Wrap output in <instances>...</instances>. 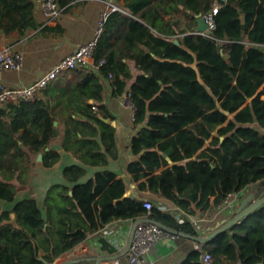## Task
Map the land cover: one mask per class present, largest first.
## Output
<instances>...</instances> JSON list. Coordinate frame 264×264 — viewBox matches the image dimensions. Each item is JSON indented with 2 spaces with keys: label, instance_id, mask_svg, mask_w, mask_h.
Segmentation results:
<instances>
[{
  "label": "trees",
  "instance_id": "trees-1",
  "mask_svg": "<svg viewBox=\"0 0 264 264\" xmlns=\"http://www.w3.org/2000/svg\"><path fill=\"white\" fill-rule=\"evenodd\" d=\"M56 1L67 11L84 0ZM216 7L215 30L193 34L198 16ZM123 9L109 16L93 66L62 74L43 98L0 105V264H54L90 232L119 221L149 219L201 236L193 217L217 214L229 194L246 197L264 181V0H125ZM35 10L34 0H0V37L39 30ZM126 61L144 73L130 90ZM106 79L115 97L129 96L136 123L147 124L131 141L139 159L127 172L142 181L141 191L173 202L182 222L171 211H149L144 201L125 197L128 184L114 172L82 182L87 169L81 165L64 170L69 185L53 187L43 208L35 198L19 199L39 155L46 168L60 162V154L48 150L59 136L56 123L66 126L65 151L83 164L107 167L110 157H119L115 129L93 110L99 104L107 116L100 106ZM96 125L105 152L91 140ZM205 253L212 264H264V206L191 250L181 264H202Z\"/></svg>",
  "mask_w": 264,
  "mask_h": 264
},
{
  "label": "crops",
  "instance_id": "crops-1",
  "mask_svg": "<svg viewBox=\"0 0 264 264\" xmlns=\"http://www.w3.org/2000/svg\"><path fill=\"white\" fill-rule=\"evenodd\" d=\"M43 0H34L36 4L35 17L41 27L37 31H33L26 36H22L19 32H13L9 36L0 37V51L4 48H11L19 53L23 58V65L20 70L4 71L0 73V83L8 87L26 86L34 82L41 75L50 71L57 63L61 62L65 57L72 54L77 45L91 41L95 36V31L103 11L106 10V5L101 0H84L71 6L67 11H64L57 21V29L52 30L53 25L49 23L50 19L42 6ZM122 12L125 0H117ZM175 16H167L166 21L173 23ZM198 25V24H197ZM179 27L184 32L185 21L180 19ZM45 29H47L45 31ZM188 32L187 34H190ZM193 34H200L196 31ZM209 34V33H206ZM205 34V35H206ZM185 35L183 33L181 36ZM178 40H175V43ZM179 43V41H178ZM180 44V43H179ZM143 47V46H141ZM130 68V73L133 78L129 81L127 90H130L138 76L144 73L136 67L133 61H126ZM94 60L90 66H93ZM63 76H59L61 80ZM57 80V81H58ZM104 87V101L100 106L106 108L107 116L104 117V111L95 104L94 100H90V104H95L93 110L98 114L99 118L106 124L115 129V144L119 150L117 159L109 158L107 167H91L83 164L74 155L66 152L63 147L66 126L57 123L59 126V136L51 143L48 150H56L60 156V162L51 168H46L43 161H36V166L33 169L30 183L27 189L20 193L19 199L32 197L38 200L41 207L45 206L48 192L53 187L69 185L64 177V170L73 165H81L87 169V175L81 180L87 182L94 178L99 171L109 170L116 173L117 179H123L127 182V191L125 197L151 201L156 207L163 211L177 212V206L165 198H162L149 191H141L139 184L142 181L134 180V176L127 172L128 165L139 159L131 149V141L140 131L147 127L146 123H136L135 111L127 104V94L121 97L113 95L112 81L106 79L102 81ZM44 91L39 96L43 98ZM264 100V96H262ZM234 115L229 117L232 119ZM91 124L94 126L95 122ZM97 135L91 140L96 141L102 146V151L105 152L104 144L101 138V130L98 125ZM217 136V132L214 133ZM205 147L200 150L197 155L204 151ZM179 164V163H176ZM175 165L173 162L169 166ZM167 167H162L152 175L159 174ZM72 195V191L69 192ZM2 207L10 208L11 205L1 203ZM228 217L220 215L218 212L212 216L208 214H199L191 219L194 228L203 237L208 236L214 230L220 228L223 221ZM229 220V219H228ZM134 221H119L107 225L103 229L96 232H90L87 239L78 247L71 250L67 254L60 257L54 264H98L97 259L108 257L111 255H120L119 261L121 264H130V252L128 245L131 240V235L135 227ZM193 249H200V244L187 237H177L175 240L161 239L155 242L149 254L139 259L137 264H181ZM102 264H108L104 262Z\"/></svg>",
  "mask_w": 264,
  "mask_h": 264
},
{
  "label": "built area",
  "instance_id": "built-area-1",
  "mask_svg": "<svg viewBox=\"0 0 264 264\" xmlns=\"http://www.w3.org/2000/svg\"><path fill=\"white\" fill-rule=\"evenodd\" d=\"M101 1L106 5V10L101 14L94 38L87 43L77 45L72 54L65 57L50 71L41 75L38 79H36L29 85L8 87L5 84L0 83V105L5 103L18 104L20 102L34 101L62 74L71 72L81 67H89L91 65L99 40L104 33L105 25L109 16L114 12H122L121 7L117 3V0ZM42 6L50 19L49 23H51L53 27H56L58 19L64 12L63 8L59 6L56 0H43ZM217 12L218 8L216 7L213 10L212 14L204 17L209 25V29L206 33H211L213 30H215L216 26L214 23V15ZM22 65L23 58L19 53L13 51L9 47L4 48L0 51V73L4 71L20 70ZM127 104L134 109L129 96H127ZM243 198L244 196L242 192L229 194L225 201L219 206L217 212L220 215H224L228 217L229 220H231L234 217V213ZM154 206L155 205L151 201L147 200L144 202V207L149 211L152 210ZM173 215L179 222L183 221L181 218V213L179 211L173 212ZM165 238L175 240L177 236L164 230L156 223H140L136 227L132 245L129 249L130 264H137L140 258L145 257L149 254V251L155 242ZM201 262L202 264H212L213 259L209 253H205L201 257ZM108 264H121V262L117 259L108 262Z\"/></svg>",
  "mask_w": 264,
  "mask_h": 264
},
{
  "label": "water",
  "instance_id": "water-1",
  "mask_svg": "<svg viewBox=\"0 0 264 264\" xmlns=\"http://www.w3.org/2000/svg\"><path fill=\"white\" fill-rule=\"evenodd\" d=\"M226 1V0H224ZM209 29V25L206 22L205 18L203 16H198V25L196 27V31L200 34H205ZM176 44H179L178 41H176ZM57 125V123H56ZM42 155L38 156V161L42 160ZM264 206V181L259 184L256 185L253 190L246 196L243 198V200L241 201V203L239 204V206L237 207L235 213H234V217L231 220H225L223 221L222 225L220 228H218L217 230H214L211 234H209L206 237L203 236H189L186 235L180 231H176L173 229L168 228L167 226L153 221V220H149V219H140L136 222L135 227L133 229L132 235H131V240L129 242L128 245V250L130 249L131 245H132V241L135 235V231H136V227L143 222H152V223H156L159 226H161L164 230L168 231L169 233L176 235L177 237H187L190 238L196 242H198L200 245L203 243H206L214 238H216L217 236H219L221 233L228 231L229 229H231L233 226L242 223L249 215H251L252 213L256 212L257 210L261 209ZM12 220L15 223L16 221V217L14 214H12ZM120 255H111L108 257H104V258H99L97 259L98 264H102L104 262H110V261H114L119 259ZM64 264H70V263H64Z\"/></svg>",
  "mask_w": 264,
  "mask_h": 264
},
{
  "label": "rangeland",
  "instance_id": "rangeland-1",
  "mask_svg": "<svg viewBox=\"0 0 264 264\" xmlns=\"http://www.w3.org/2000/svg\"><path fill=\"white\" fill-rule=\"evenodd\" d=\"M36 161H38V159H36Z\"/></svg>",
  "mask_w": 264,
  "mask_h": 264
}]
</instances>
